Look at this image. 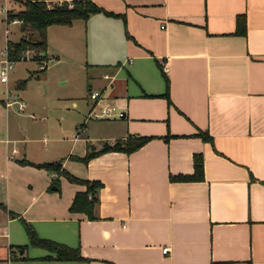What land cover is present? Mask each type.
Masks as SVG:
<instances>
[{
	"label": "crops",
	"instance_id": "1",
	"mask_svg": "<svg viewBox=\"0 0 264 264\" xmlns=\"http://www.w3.org/2000/svg\"><path fill=\"white\" fill-rule=\"evenodd\" d=\"M92 1L114 14L47 26L39 54L70 55L90 70L98 95L89 96L88 114L113 118L107 130L114 134L98 142L85 136L74 151V125L58 123L56 143L38 145L32 129H10L0 99V264L9 252V264H264V0ZM237 15H244L243 34L234 32ZM128 135L149 138L128 153L80 160ZM194 153L202 178L172 180L192 173ZM57 160L76 177L101 181L94 218L68 209L84 184L60 175L58 190H48L55 174L30 164ZM23 222L37 237L78 248L82 258H46L28 240L40 249L29 253L20 230L12 244L10 228Z\"/></svg>",
	"mask_w": 264,
	"mask_h": 264
},
{
	"label": "rangeland",
	"instance_id": "2",
	"mask_svg": "<svg viewBox=\"0 0 264 264\" xmlns=\"http://www.w3.org/2000/svg\"><path fill=\"white\" fill-rule=\"evenodd\" d=\"M19 7H21V3L17 0H0V51L6 47V40L15 41L20 36L18 24L5 20L6 10L18 9ZM46 52L47 55L43 60H37L35 51L28 50L27 57L24 60L14 61L8 75V81L0 82V99L5 98V89H9V100L13 95L18 94L26 105L23 113L16 110V105L8 107L10 129H13V131H17L19 127L26 130L32 129L28 134L39 140L38 145L42 143L51 146L56 143L52 139L56 137L58 123L65 125V127L74 125V132L79 138L74 146V151L84 147L85 136L94 138L92 139L93 142H98V140L114 134V132L107 130L109 125L116 124V122H112L113 118L109 119L106 116L102 118V116L96 117L88 114L89 101H92L88 95V86L90 82L93 84L88 76L90 70L77 63L70 55L59 56L56 59L51 56L50 51ZM39 63L45 65L44 70L40 71L38 68ZM26 78L24 87L19 88V81ZM104 82L103 79H99L95 83L99 86ZM95 88L93 84L91 91ZM54 99L59 101V105L54 106ZM73 101L75 106L71 104ZM64 103L68 105V109L61 107ZM27 114L35 116L36 119H31ZM3 123L4 120L0 114V130ZM81 123L83 124L81 125ZM25 177L26 173L23 170L17 171L18 193L24 192L23 181ZM3 190L6 193L0 179V192H3ZM14 225H17L16 229L10 228L12 244L16 238L17 240L20 239V230V237L28 245L29 239L24 228L19 223ZM34 251L40 252V249L29 244L28 252L32 253Z\"/></svg>",
	"mask_w": 264,
	"mask_h": 264
},
{
	"label": "trees",
	"instance_id": "3",
	"mask_svg": "<svg viewBox=\"0 0 264 264\" xmlns=\"http://www.w3.org/2000/svg\"><path fill=\"white\" fill-rule=\"evenodd\" d=\"M15 1V0H14ZM21 3L18 9H8L5 13V20L7 22L17 20L19 22L20 36L17 40H6V49L9 58L17 60L19 55L24 50L35 51L37 60L44 58L40 56L39 52L44 51L46 47V28L52 24L69 25L74 19H86L90 14L102 12L107 15H113L111 11H107L100 7L92 0H17ZM70 4V5H69ZM123 19V16L120 15ZM124 23V22H123ZM235 33L243 34L245 32L244 15H237ZM160 75L164 82V91L162 95L168 99V78L163 71L159 62L156 61ZM44 70V67L40 71ZM26 79H22L18 83V87H23ZM195 135L201 137L203 140H209L210 136L203 131H198ZM149 137L128 135L125 139L116 140L111 144H104L98 151H87L86 154L80 158L81 161L86 162L91 156L103 151H123L130 152L140 145H142ZM27 163L26 161H21ZM35 167L43 168L55 176L51 179L48 190H58L60 175H63L67 180L85 185L83 190L74 192L72 200L69 204V211L83 212L89 219L94 218V205L97 202V191L102 186L98 179H82L74 176L61 165V161L30 163ZM193 171L191 174H173L169 177L172 180H199L202 178V158L199 153H194L192 156ZM24 228L28 234L29 241L32 245L39 246L49 254L46 258L56 260H79L82 256L78 252V248L70 247L65 244L40 238L35 235L31 226L23 222ZM19 250L23 249L22 245L16 246ZM222 262H212L211 264H220ZM228 264V263H223Z\"/></svg>",
	"mask_w": 264,
	"mask_h": 264
},
{
	"label": "built area",
	"instance_id": "4",
	"mask_svg": "<svg viewBox=\"0 0 264 264\" xmlns=\"http://www.w3.org/2000/svg\"><path fill=\"white\" fill-rule=\"evenodd\" d=\"M67 1H70V0H67ZM70 5V4H69ZM6 13V11H5ZM28 50H24L22 51V53L19 55L18 59L17 60H21V59H25L27 56H26V53H27ZM15 60L9 58L8 54H7V49L6 47L0 51V81L1 82H7L8 81V74H9V71L11 70L12 66H13V63H14ZM44 67V64L42 63H39L38 65V68L41 69ZM105 77H107L105 75ZM8 92H9V89H5V106L7 107H10L12 105H16V109L17 110H22L24 108V103L22 101H20L17 97H16V94L13 95V97L11 98V100H9V97H8ZM7 94V96H6ZM98 95V92L97 91H90L89 92V96L91 98H95L96 96ZM107 113V110L105 109H102L101 110V114H106ZM95 116H98L96 115L95 113H93ZM167 250V247H162L161 248V251L163 253H165ZM11 252H9V255L7 257V260H6V264H9V258L11 256Z\"/></svg>",
	"mask_w": 264,
	"mask_h": 264
},
{
	"label": "water",
	"instance_id": "5",
	"mask_svg": "<svg viewBox=\"0 0 264 264\" xmlns=\"http://www.w3.org/2000/svg\"><path fill=\"white\" fill-rule=\"evenodd\" d=\"M41 54H43V52H41Z\"/></svg>",
	"mask_w": 264,
	"mask_h": 264
}]
</instances>
